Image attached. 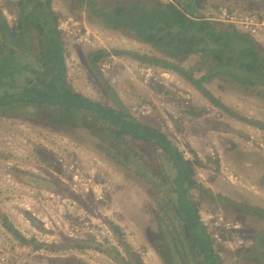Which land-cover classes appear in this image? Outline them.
<instances>
[{
  "label": "rangeland",
  "instance_id": "rangeland-1",
  "mask_svg": "<svg viewBox=\"0 0 264 264\" xmlns=\"http://www.w3.org/2000/svg\"><path fill=\"white\" fill-rule=\"evenodd\" d=\"M92 1L110 8L114 0ZM221 1L227 8L205 11V16L248 32L264 52V0ZM80 2L51 1L59 21L71 19L74 32L61 34L68 85L163 132L193 169L198 188L190 193L196 210L222 215L234 226L220 229V241L214 240L223 247L222 264H258L239 254L252 252L254 236L264 227V219L244 212L264 209V131L254 125L264 123V98L219 78L198 88L174 69L146 67L133 55H161L90 22ZM16 3L0 0L11 28ZM228 7L241 11H233L234 20L223 15L224 9L232 14ZM96 50L111 56L91 68L86 54ZM197 60L171 59L193 71V80L202 74L196 71ZM101 64L109 68L101 71ZM28 117L0 113V264H135L136 259L170 264L157 242L162 195L152 167H146L148 181L133 173V162L119 163L121 138L100 123L67 130ZM129 145L143 163L151 161L153 149L138 141ZM260 256L264 264V249Z\"/></svg>",
  "mask_w": 264,
  "mask_h": 264
},
{
  "label": "trees",
  "instance_id": "trees-1",
  "mask_svg": "<svg viewBox=\"0 0 264 264\" xmlns=\"http://www.w3.org/2000/svg\"><path fill=\"white\" fill-rule=\"evenodd\" d=\"M51 1L17 0L13 28L0 11V113L14 117L29 115L28 118L67 130L88 129L92 123L112 129L115 138H121V150L115 156L119 163L133 162V173L148 181L151 174L146 167H152L155 189L162 195L158 201L162 216L157 215V242L167 251L169 263L222 264L219 250L223 247L211 235L223 230L202 225L190 193L198 188L192 180L193 169L172 141L157 128L131 119L121 109L92 100L68 85L63 43L57 30L60 21ZM83 1L90 22L131 36L161 55L134 54L146 67L174 69L189 77L198 88L204 81L219 78L264 98V52L258 49L254 37L233 26L211 21L204 14L227 8L221 6V0H114L110 8L92 0L80 3ZM229 11L241 12L234 8ZM110 56L105 50H96L87 53L86 59L92 68ZM189 56L199 59L196 71L202 74L198 79L191 78L193 71L171 61ZM254 125L264 131V123ZM131 141L154 150L152 154L149 152V163L146 160L143 163L142 157L134 153ZM222 202L234 204L225 198ZM262 210L250 207L244 212L264 219ZM261 249H264V227L254 236L252 252L239 256L261 264ZM135 264L142 262L136 259Z\"/></svg>",
  "mask_w": 264,
  "mask_h": 264
},
{
  "label": "built area",
  "instance_id": "built-area-1",
  "mask_svg": "<svg viewBox=\"0 0 264 264\" xmlns=\"http://www.w3.org/2000/svg\"><path fill=\"white\" fill-rule=\"evenodd\" d=\"M222 12L224 13V14L223 13L222 14L230 20H234L236 18L234 13H232L231 15L229 14V16H228L226 13L227 11L225 9L222 10ZM69 22H71V19L65 20L64 22H59V24L57 25V30L60 31V33L64 36V38L69 37L71 33L72 34L74 33V32H72L73 28L71 29V26H69ZM83 32H84V30H83ZM79 41L80 42H83V41L89 42V38H84V40H82V38H80ZM107 68H109L108 64H101V71H103V69H107ZM199 215H200V221H201L202 225L207 227V228L216 227L217 229H224V230L230 229L232 227L234 228V226L230 227L231 225H229V224H227V222H225L222 215H219V214L213 215V214H210V213L205 212V211L199 212ZM212 236L216 242L220 241V237H219L217 231H215Z\"/></svg>",
  "mask_w": 264,
  "mask_h": 264
}]
</instances>
